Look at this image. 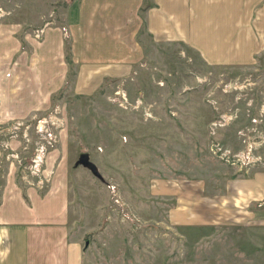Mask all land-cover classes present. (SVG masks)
<instances>
[{
    "label": "rangeland",
    "instance_id": "1",
    "mask_svg": "<svg viewBox=\"0 0 264 264\" xmlns=\"http://www.w3.org/2000/svg\"><path fill=\"white\" fill-rule=\"evenodd\" d=\"M70 1L0 0V220L65 211L82 264H264V210L225 204L233 177L264 167L211 148L264 158V43L250 64L212 65L141 18L133 62L112 74L66 41L42 53L46 29L67 39ZM81 153L99 177L74 166Z\"/></svg>",
    "mask_w": 264,
    "mask_h": 264
},
{
    "label": "crops",
    "instance_id": "2",
    "mask_svg": "<svg viewBox=\"0 0 264 264\" xmlns=\"http://www.w3.org/2000/svg\"><path fill=\"white\" fill-rule=\"evenodd\" d=\"M141 18L154 42L187 44L212 65L250 64L264 43V0H72L63 17L67 39L58 29H46L42 53L59 55L66 41L73 54L83 55L81 61L101 62V70L112 74L123 72L133 62ZM225 194L232 212L237 206H254L246 212L253 218L255 211L264 210V170L233 177ZM213 209L217 211L214 203ZM179 214L173 209L170 219L180 226ZM58 217L38 212L0 220V264H82L84 250L79 240L69 238L65 211Z\"/></svg>",
    "mask_w": 264,
    "mask_h": 264
},
{
    "label": "built area",
    "instance_id": "3",
    "mask_svg": "<svg viewBox=\"0 0 264 264\" xmlns=\"http://www.w3.org/2000/svg\"><path fill=\"white\" fill-rule=\"evenodd\" d=\"M212 128V127H211ZM214 131V128H212ZM214 152H219L221 157L237 169H250L264 167V158L255 154L254 145L247 143L242 151L231 153L227 148H222L218 143L211 145Z\"/></svg>",
    "mask_w": 264,
    "mask_h": 264
},
{
    "label": "water",
    "instance_id": "4",
    "mask_svg": "<svg viewBox=\"0 0 264 264\" xmlns=\"http://www.w3.org/2000/svg\"><path fill=\"white\" fill-rule=\"evenodd\" d=\"M74 166H81L85 169H88L95 177H99V173L96 169V166L90 161L88 153H81L78 156V159L75 161Z\"/></svg>",
    "mask_w": 264,
    "mask_h": 264
}]
</instances>
